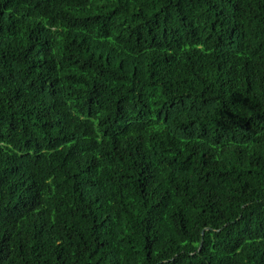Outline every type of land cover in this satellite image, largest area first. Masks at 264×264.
<instances>
[{"label": "trees", "instance_id": "1", "mask_svg": "<svg viewBox=\"0 0 264 264\" xmlns=\"http://www.w3.org/2000/svg\"><path fill=\"white\" fill-rule=\"evenodd\" d=\"M0 264H264V0H0Z\"/></svg>", "mask_w": 264, "mask_h": 264}, {"label": "water", "instance_id": "2", "mask_svg": "<svg viewBox=\"0 0 264 264\" xmlns=\"http://www.w3.org/2000/svg\"><path fill=\"white\" fill-rule=\"evenodd\" d=\"M206 230H209V228H205V229H203L202 231H201V239H200V245H199V249H200V247H201V244H202V241H203V231H206Z\"/></svg>", "mask_w": 264, "mask_h": 264}]
</instances>
